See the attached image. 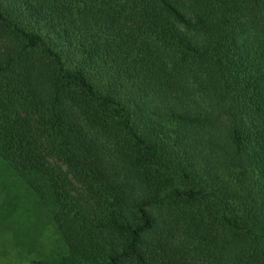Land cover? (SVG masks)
Segmentation results:
<instances>
[{"label":"trees","instance_id":"16d2710c","mask_svg":"<svg viewBox=\"0 0 264 264\" xmlns=\"http://www.w3.org/2000/svg\"><path fill=\"white\" fill-rule=\"evenodd\" d=\"M4 173L33 264H264V0H0Z\"/></svg>","mask_w":264,"mask_h":264},{"label":"rangeland","instance_id":"374dc122","mask_svg":"<svg viewBox=\"0 0 264 264\" xmlns=\"http://www.w3.org/2000/svg\"><path fill=\"white\" fill-rule=\"evenodd\" d=\"M1 181L7 190L0 204V264H33L47 256L58 236L47 213L15 177L4 173Z\"/></svg>","mask_w":264,"mask_h":264}]
</instances>
